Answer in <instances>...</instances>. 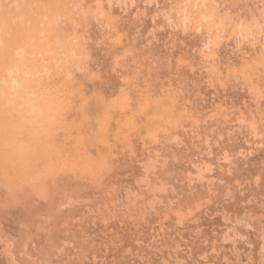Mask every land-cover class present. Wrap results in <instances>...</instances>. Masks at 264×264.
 I'll list each match as a JSON object with an SVG mask.
<instances>
[{"label": "rangeland", "instance_id": "obj_1", "mask_svg": "<svg viewBox=\"0 0 264 264\" xmlns=\"http://www.w3.org/2000/svg\"><path fill=\"white\" fill-rule=\"evenodd\" d=\"M198 2L0 0V264H264V0Z\"/></svg>", "mask_w": 264, "mask_h": 264}, {"label": "bare ground", "instance_id": "obj_2", "mask_svg": "<svg viewBox=\"0 0 264 264\" xmlns=\"http://www.w3.org/2000/svg\"><path fill=\"white\" fill-rule=\"evenodd\" d=\"M105 1H107L108 5L111 4V0H105ZM186 1H189V0H186ZM198 1L201 2V0H192V4H193L194 6H196ZM199 2H198V3H199ZM71 3H72V1H71ZM124 3H125V2H124ZM75 6H76V5H75ZM77 6H78V5H77ZM191 6H192V5H191ZM55 7H56V6H55ZM198 7H199V6H198ZM186 14H187V13H186ZM182 16H183V15H182ZM51 20H52V19H51ZM51 26H52V25H51ZM54 29H55V27H54ZM56 30H57V29H56ZM56 30H55V31H56ZM53 34H54V33H53ZM9 55H10V54H9ZM11 57H12V58H11ZM11 57H10V58H11V61H12L13 64L18 62V59H15L14 56H11ZM19 57H20V56H19ZM9 61H10V60H9ZM9 61H8V62H9ZM8 64H9V63H8ZM8 64H7V65H8ZM15 66H16V65H15ZM19 66H20V65H19ZM17 67H18V65H17ZM17 67L14 68L15 71L18 69ZM16 68H17V69H16ZM20 68H21V67H20ZM12 70H13V69L9 67L5 72H7L6 74H8V73H10ZM39 70H40V69H39ZM40 71H41V70H40ZM5 72H4L3 76H5ZM13 72H14V70L12 71V73H13ZM16 72H17V71H16ZM22 73H23V72H22ZM14 74H15V72H14ZM25 74H26V73H25ZM33 74H37V69L33 71ZM8 75H11V74H8ZM8 75H7V77L10 79V78L12 77V75H11V77H9ZM14 76H15V78H17L16 75H14ZM14 76H13V77H14ZM5 77H6V76H5ZM5 77H4V78H5ZM15 78H14V79H15ZM21 78H23V77H20V78H17V79H21ZM5 79H6V78H5ZM17 79H16V80H17ZM17 81H18V80H17ZM17 81H14V80L11 79V80H10V84H11L10 86H11V87H12V86L14 87V84H16ZM18 83H19V82H18ZM16 85H17V84H16ZM206 165H207V164H206ZM201 166H202V165H201ZM199 167H200V165H199ZM199 167H198V168H199ZM204 167H205V165H204ZM205 168H206V167H205ZM199 170H201V169H199ZM203 171H204V170H203ZM198 173H200V172H198ZM198 173H196V174H198ZM62 206H63V205H62ZM24 214H25V213H24ZM35 219H36V218H35ZM27 222H28V221H27ZM19 223H20V222H19ZM22 223H23V222H22ZM25 224H26V223H25ZM23 225H24V224H23ZM25 229H26V228H25ZM6 236H7V235H6ZM7 238H8V237H7ZM11 240H12V239H11ZM18 241H19V240H18ZM8 243H10V240H9ZM19 243H20V241H19ZM10 244H11V243H10ZM11 245H12V244H11ZM11 245H10V246H11ZM24 245H25V244H24ZM12 247H13V245H12ZM21 248H22V247H21ZM18 249H19V248H18ZM7 251H8V250H7ZM20 253H21V252H20ZM22 253H23V252H22ZM18 254H19V253H18ZM21 256H22V255H21Z\"/></svg>", "mask_w": 264, "mask_h": 264}, {"label": "snow or ice", "instance_id": "obj_3", "mask_svg": "<svg viewBox=\"0 0 264 264\" xmlns=\"http://www.w3.org/2000/svg\"><path fill=\"white\" fill-rule=\"evenodd\" d=\"M262 27H264V26H262Z\"/></svg>", "mask_w": 264, "mask_h": 264}]
</instances>
